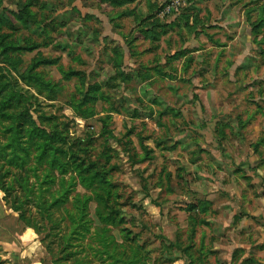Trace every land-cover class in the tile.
Instances as JSON below:
<instances>
[{"label":"rangeland","instance_id":"rangeland-1","mask_svg":"<svg viewBox=\"0 0 264 264\" xmlns=\"http://www.w3.org/2000/svg\"><path fill=\"white\" fill-rule=\"evenodd\" d=\"M8 60L36 122L104 176L128 252L227 264L213 256L211 198L218 180L249 182L246 162L264 159V0H0ZM3 195L4 259L15 264L20 247L51 259L41 234L20 235Z\"/></svg>","mask_w":264,"mask_h":264},{"label":"trees","instance_id":"trees-1","mask_svg":"<svg viewBox=\"0 0 264 264\" xmlns=\"http://www.w3.org/2000/svg\"><path fill=\"white\" fill-rule=\"evenodd\" d=\"M10 61L0 65V191L5 202L19 212L21 225L42 235L53 264H142L138 249L126 250L130 237L120 226L126 219L112 197L101 193L109 188L104 176L78 154L69 136L36 122ZM78 185L92 196L77 191ZM92 200L97 202L98 224L90 211ZM4 256L0 245V264L9 263Z\"/></svg>","mask_w":264,"mask_h":264},{"label":"crops","instance_id":"crops-1","mask_svg":"<svg viewBox=\"0 0 264 264\" xmlns=\"http://www.w3.org/2000/svg\"><path fill=\"white\" fill-rule=\"evenodd\" d=\"M246 163L253 169V179L251 175L249 182L246 178L228 177L226 184L218 180V189L212 193V251L218 262L225 257L227 264H264V159ZM21 226L24 230L20 235L28 234V229ZM12 236L10 241L20 240ZM22 250L25 247H20L18 254L13 251L15 264H53L49 259L26 260Z\"/></svg>","mask_w":264,"mask_h":264}]
</instances>
